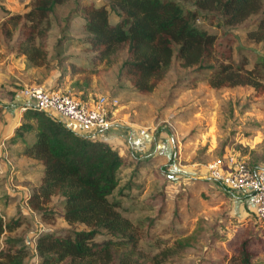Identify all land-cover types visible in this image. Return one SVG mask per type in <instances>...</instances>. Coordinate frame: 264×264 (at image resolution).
I'll use <instances>...</instances> for the list:
<instances>
[{
  "label": "rangeland",
  "instance_id": "rangeland-1",
  "mask_svg": "<svg viewBox=\"0 0 264 264\" xmlns=\"http://www.w3.org/2000/svg\"><path fill=\"white\" fill-rule=\"evenodd\" d=\"M107 1L72 0L58 7L51 17L47 66L34 67L26 56L16 52L18 35L13 41L0 35V147L12 127H7L4 113H13L16 118L22 113L26 99L21 92L25 87L52 89L86 102L100 98L116 101L111 118L134 125L133 129L117 126L120 143L106 140L120 150L128 163L133 160L120 172L114 199L123 198L121 211L135 224L141 219L160 218L153 232L155 245L150 246L146 237L141 240L142 259L182 241L187 247L167 264H230L221 252L231 256L229 242L253 229L263 240V253L256 264H264V223L255 218L244 196L226 191L208 171L213 162L227 156L245 159L251 168H264V93L250 87L216 90L201 80L183 83L191 72L182 70L176 62L153 93H136L119 73L124 54L112 64L96 63L94 54L86 50L82 16L74 13L78 6H101ZM183 4L194 9L192 1ZM32 5L33 0H0V28L7 17L27 14ZM117 21L111 12V22ZM200 24L217 36L223 32L234 35L235 60L244 62L245 57L248 68L264 58V44L247 39L245 24L217 28L215 17L201 19ZM86 83L89 87L84 86ZM17 130L12 132L16 134ZM14 136L6 141L8 152H12L9 146ZM30 137L26 136L28 140ZM32 164L16 160L6 166L0 158V210L7 220L26 216L15 236L27 240L29 247L40 231L70 229L59 216L52 222L42 221L27 205L26 198L38 177L32 174ZM122 192L124 196H120ZM130 194L136 199H130ZM183 196L187 202L180 204V223L175 210ZM188 196L191 198L186 199ZM58 203L55 198L52 206ZM57 212L62 215V208ZM73 229L84 228L76 225ZM26 264H38V260L30 258Z\"/></svg>",
  "mask_w": 264,
  "mask_h": 264
},
{
  "label": "trees",
  "instance_id": "trees-1",
  "mask_svg": "<svg viewBox=\"0 0 264 264\" xmlns=\"http://www.w3.org/2000/svg\"><path fill=\"white\" fill-rule=\"evenodd\" d=\"M70 1L33 0L27 14H9L1 24V37L13 41L18 35V54L26 56L34 67L49 65L51 17ZM186 1L194 2V9L185 6ZM111 12L118 18L116 23L111 22ZM74 13L82 16L86 50L94 54L96 63L112 64L124 54L119 73L136 93H153L175 62L191 72L183 83L201 80L216 90L250 87L264 93V58L248 68L245 57L244 62L235 60L234 35L223 32L217 36L200 24L201 19L210 17L218 21L217 28L245 24L247 39L264 44V0H108L101 6H78ZM26 136L31 137L28 140ZM19 140L24 146L20 153L42 166L27 205L42 221L52 222L59 216L70 229L40 231L35 246L29 247L27 240L15 236L26 216L7 220L0 210V264H26L30 258L38 264H167L187 247L176 241L142 259L141 240L146 237L150 246L155 245L153 232L160 218L135 224L123 215V198L114 199V194L120 186L121 170L133 160L128 163L105 139L81 135L58 118L29 110L10 143ZM55 198L59 203L52 206ZM184 200L185 196L175 210L180 223L179 208ZM59 207L62 215L57 212ZM76 225L84 229H73ZM262 241L251 229L229 242L232 255L223 251L222 257L230 264H256L263 253Z\"/></svg>",
  "mask_w": 264,
  "mask_h": 264
},
{
  "label": "built area",
  "instance_id": "built-area-1",
  "mask_svg": "<svg viewBox=\"0 0 264 264\" xmlns=\"http://www.w3.org/2000/svg\"><path fill=\"white\" fill-rule=\"evenodd\" d=\"M21 95L26 99L20 109L23 114L29 110L42 112L66 124L73 123L79 127L78 133L94 139H104V134L111 130V108L118 105L108 98L83 102L60 91L40 87H25ZM7 140L2 141L0 158L11 164ZM208 171L211 179L226 191L244 196L255 218L264 223V168L253 170L245 159L227 156L213 162Z\"/></svg>",
  "mask_w": 264,
  "mask_h": 264
},
{
  "label": "crops",
  "instance_id": "crops-1",
  "mask_svg": "<svg viewBox=\"0 0 264 264\" xmlns=\"http://www.w3.org/2000/svg\"><path fill=\"white\" fill-rule=\"evenodd\" d=\"M9 112L12 113L11 109H10ZM7 113H8V111H5L4 114L6 115V118L4 119V121L8 122L7 127H9V126H12V127L9 130V132H7L9 134L5 138L10 139L15 134V131L14 132H12V131L13 130H16V128H18L20 125H22V117H23L24 114L23 115H21V114L19 115L17 113L18 114L17 116L19 117V119H18V117L16 118V116L13 115V113L12 114H7ZM17 120H19L18 123H17ZM112 121H113V126L111 128V131L108 132V133H106V134H104V139L107 140L108 138H111V140H114V143L118 144V141L120 143L121 136L119 134L120 133V129L117 126H122V127H125L126 129H130V128L133 129L132 128L133 127L132 125H134V124L128 123V122H124V120H122V119H120V120H113V118H112ZM16 124H17V126H15ZM67 125L71 126L75 131L80 132L79 131V127L76 126V125H74L73 123H67ZM14 126H15V128H13ZM131 131H133V130H131ZM9 148L12 151V152H8V155H9V158H10L9 160L11 161L12 164L16 160L21 161V162H25V163L32 162L33 163L32 164V168L35 169L33 171L31 170L32 171V174L33 173H36L38 177L40 176L39 174H40V171L42 170V166L35 159H32V158L27 157L24 154L20 153V151H22L24 149V146L21 143H18V144H15V145L11 144L9 146ZM10 165L11 164H7L6 163V166H10ZM29 172L30 171H28V172L26 171L25 174H28ZM38 177L36 178V184L33 187H35L37 185V183H38ZM34 246H35V241H34L32 247H34Z\"/></svg>",
  "mask_w": 264,
  "mask_h": 264
}]
</instances>
